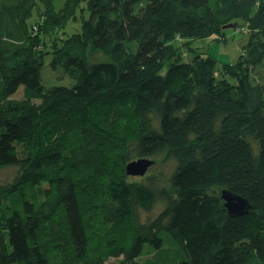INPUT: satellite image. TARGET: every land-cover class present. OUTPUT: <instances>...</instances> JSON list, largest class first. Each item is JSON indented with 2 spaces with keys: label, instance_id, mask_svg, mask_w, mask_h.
Returning a JSON list of instances; mask_svg holds the SVG:
<instances>
[{
  "label": "trees",
  "instance_id": "16d2710c",
  "mask_svg": "<svg viewBox=\"0 0 264 264\" xmlns=\"http://www.w3.org/2000/svg\"><path fill=\"white\" fill-rule=\"evenodd\" d=\"M54 2L0 0V264H232L242 242L264 264V0ZM233 23L232 63L173 45ZM161 154L165 180L128 179ZM216 187L252 208L228 217Z\"/></svg>",
  "mask_w": 264,
  "mask_h": 264
},
{
  "label": "rangeland",
  "instance_id": "374dc122",
  "mask_svg": "<svg viewBox=\"0 0 264 264\" xmlns=\"http://www.w3.org/2000/svg\"><path fill=\"white\" fill-rule=\"evenodd\" d=\"M64 0H55L54 4L57 9H59ZM81 19L78 17V19L73 23H69L66 27V30L69 32H75L76 30H79L80 28ZM225 41H219L216 38L208 37V38H176L173 41V45L177 47V49L180 51L182 60H191L192 56L195 54H202V55H209L214 57L218 63L227 62L232 63L236 60L237 56L239 55L241 51V45L246 41V32L241 33L238 30L234 28L226 29L225 31ZM89 57L93 59H104L108 60L107 56L101 52H90ZM48 75V74H47ZM55 78L59 76V73L52 75ZM49 76V77H51ZM53 78V80H55ZM20 94H18L19 96ZM17 96V97H18ZM153 124L157 125L158 120L157 118H153ZM7 133L8 135L12 136L13 139L18 136V128L15 126H9L7 125ZM153 161V164L147 169L146 174H158L162 177L163 180H165L169 174L172 172L174 168V162L173 160H165L163 154L159 156H150L148 157ZM15 173V169L11 167L0 169V183H6L10 181ZM139 177H128L129 180L137 179ZM217 187L213 188V190L217 193ZM160 205L156 204L152 209L150 210H141L137 211V214H139V220L140 222H146L147 220L153 219L159 212ZM242 250L239 251V254L237 256V259L232 264H242L246 257H248V246L245 243H241ZM105 264H119L117 260L114 259H107L104 261Z\"/></svg>",
  "mask_w": 264,
  "mask_h": 264
},
{
  "label": "water",
  "instance_id": "95a60500",
  "mask_svg": "<svg viewBox=\"0 0 264 264\" xmlns=\"http://www.w3.org/2000/svg\"><path fill=\"white\" fill-rule=\"evenodd\" d=\"M235 23L224 26L225 28L235 27ZM153 161L147 158H139L126 164V173L129 176H144ZM217 197L221 210L230 218L242 217L252 208L251 204L242 196L231 192L229 189L220 187L217 190Z\"/></svg>",
  "mask_w": 264,
  "mask_h": 264
},
{
  "label": "clouds",
  "instance_id": "9594fccd",
  "mask_svg": "<svg viewBox=\"0 0 264 264\" xmlns=\"http://www.w3.org/2000/svg\"><path fill=\"white\" fill-rule=\"evenodd\" d=\"M147 159H149V158H147ZM150 160H151V159H150ZM152 164H153V163H152ZM218 189H219V188H218ZM218 189H217V190H218ZM217 195H218V194H217Z\"/></svg>",
  "mask_w": 264,
  "mask_h": 264
},
{
  "label": "bare ground",
  "instance_id": "6f19581e",
  "mask_svg": "<svg viewBox=\"0 0 264 264\" xmlns=\"http://www.w3.org/2000/svg\"><path fill=\"white\" fill-rule=\"evenodd\" d=\"M178 37H179V36H178ZM178 37H177V38H178Z\"/></svg>",
  "mask_w": 264,
  "mask_h": 264
}]
</instances>
